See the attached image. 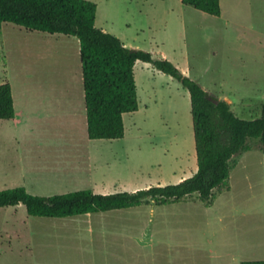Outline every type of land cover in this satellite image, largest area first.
I'll return each mask as SVG.
<instances>
[{
	"label": "rangeland",
	"instance_id": "1",
	"mask_svg": "<svg viewBox=\"0 0 264 264\" xmlns=\"http://www.w3.org/2000/svg\"><path fill=\"white\" fill-rule=\"evenodd\" d=\"M90 1L98 6L99 29L130 49L171 61L210 96L227 101L238 117L261 116L264 37L256 15L254 31L240 24L232 34L226 0L220 17L181 0ZM134 72L139 110L125 115V137L91 140L79 40L2 24L0 85H12L18 107L38 109L47 100L59 116L37 114L17 128L0 121V190L25 187L43 197L80 190L114 194L192 177L198 164L189 91L151 63L137 61ZM250 143L253 150L234 158L231 190H216L211 205L193 194L168 205L93 214L90 221L32 217L24 205L2 208L0 264L135 256H148L153 264H212L217 252L241 261L260 259L264 160L260 141ZM99 215L110 226L99 227Z\"/></svg>",
	"mask_w": 264,
	"mask_h": 264
},
{
	"label": "trees",
	"instance_id": "2",
	"mask_svg": "<svg viewBox=\"0 0 264 264\" xmlns=\"http://www.w3.org/2000/svg\"><path fill=\"white\" fill-rule=\"evenodd\" d=\"M182 4L220 17L221 0H181ZM98 6L90 0H0V26L11 23L31 32L76 37L91 140H119L125 137L124 115L139 110L134 67L137 61L151 63L177 79L190 93L197 155V172L178 184L151 186L134 192L97 194L80 190L49 197L29 193L25 187L0 190V209L24 205L32 217L74 218L137 208L155 203H177L193 194L206 205L215 191L229 189L234 158L253 150L251 140L260 141L264 152V105L260 117H238L231 105L218 98L216 104L195 80L185 76L169 60L149 52L128 48L120 38L96 26ZM16 115L12 86L0 85V120ZM241 264H264V260Z\"/></svg>",
	"mask_w": 264,
	"mask_h": 264
},
{
	"label": "crops",
	"instance_id": "3",
	"mask_svg": "<svg viewBox=\"0 0 264 264\" xmlns=\"http://www.w3.org/2000/svg\"><path fill=\"white\" fill-rule=\"evenodd\" d=\"M226 10H227L226 27L228 32L232 33L234 31V27L239 26L240 24H242V26L245 29L247 28L248 30L254 31L256 27L254 22L255 17H253V15L254 16L256 15L259 33L263 35L262 37H264V0H241V2L239 0H226ZM12 91H13V87H12ZM13 97H14V104L16 110L15 118L11 120H0V121H4L6 123H12V125L15 128L23 126L27 121L34 120L37 114L45 113L50 118L59 116V113L51 111V109L47 106L48 103L47 100L42 101V107L38 109H34L30 105L28 107L26 105L24 106V104L18 107L16 98L14 96V91H13ZM48 110L51 111L50 114L48 113L49 112ZM86 121H87V114H86ZM3 125H4L3 122H0V129H3L4 127ZM262 154L264 160V152H262ZM230 190H231V186L229 185V189H227V191L229 192ZM92 216L93 214L74 217L72 219H74L73 221H78L80 219L81 221L82 220L90 221V219H92ZM104 217L105 215L98 216L97 223L99 224V227L110 226L109 224L112 223L111 220H109L108 218L104 219ZM90 233H93V230H91ZM257 260H264V255L263 257H260V259ZM45 261L47 262H44L43 264H75L72 259H68V258H60V259L50 258V259H46ZM141 261H144V264H153V260L148 256H146L144 260L142 259V257H138V256H135L133 258L106 257L101 259H95L92 261L89 259L81 260L80 263L82 264H143V262ZM252 261H256V260H252ZM242 262L243 261L241 260H237L233 258V254L231 252H226V253L217 252L212 259V264H241Z\"/></svg>",
	"mask_w": 264,
	"mask_h": 264
},
{
	"label": "water",
	"instance_id": "4",
	"mask_svg": "<svg viewBox=\"0 0 264 264\" xmlns=\"http://www.w3.org/2000/svg\"><path fill=\"white\" fill-rule=\"evenodd\" d=\"M208 99L213 101L214 103L218 104L219 103V100L218 99H215L213 98L212 96H208Z\"/></svg>",
	"mask_w": 264,
	"mask_h": 264
}]
</instances>
